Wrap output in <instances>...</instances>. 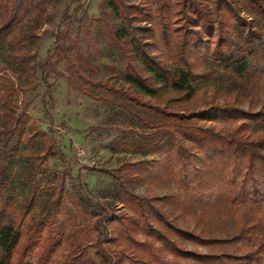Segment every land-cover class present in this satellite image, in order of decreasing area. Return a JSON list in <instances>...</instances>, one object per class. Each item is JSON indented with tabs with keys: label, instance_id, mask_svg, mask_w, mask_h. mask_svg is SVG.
Listing matches in <instances>:
<instances>
[{
	"label": "trees",
	"instance_id": "16d2710c",
	"mask_svg": "<svg viewBox=\"0 0 264 264\" xmlns=\"http://www.w3.org/2000/svg\"><path fill=\"white\" fill-rule=\"evenodd\" d=\"M71 1L77 5L72 14L65 8L61 24L82 25L86 11L80 0ZM116 1L114 6L120 7L123 23H104L105 44L116 55L118 65H108L104 78L87 76L76 68L75 71L81 83L133 104L135 109L128 111V115L139 128L151 134L164 130L168 135L165 139L152 137L144 144L127 137L117 141L118 145L157 156L124 164V173L113 174V195L131 214L113 211L109 216L105 207L83 194L65 195L62 177L58 191L46 193L51 188L42 185L37 174L51 156L49 146H44L41 153L22 150L23 139L29 140V134L33 137L41 132L26 112L0 113V264H32L27 259L33 254L40 258L34 264H45L65 232V217L76 219L77 215L83 221L80 231L84 237L63 262L53 260L50 264H77L88 248L101 256L105 264L159 260L155 242L160 245V254L168 253L196 264H264V133L252 136L244 132L249 122L264 125V104L257 110H248L234 98L222 103L208 100L198 109L170 111L150 98L161 83L175 74L157 53L159 42L170 45L171 33L181 37L195 33V51L220 69L238 76L264 78V0H245L248 14L242 13L239 0H209V6L201 5L200 0H153L158 6L155 10L149 0L144 4ZM17 13L18 8L1 17L0 47L12 30ZM183 20L198 30L183 32L179 25ZM63 33L66 31L60 29L55 34L54 47L36 64L48 98L52 97L49 78L60 74L56 65L62 57L68 60ZM198 34L209 39L205 48L196 43L201 36ZM15 36L20 44L38 38L36 32L24 30L15 32ZM32 57L29 52L21 56L25 69ZM176 58L180 70L191 71L184 41L177 42ZM2 99L0 92V102ZM221 120L234 125L228 129L213 125ZM22 159L26 162L27 182L19 180L24 170ZM162 173L181 189L177 205L184 212L196 215L199 209L200 216L205 217L219 207L227 208L234 219L235 234L219 238L195 233L175 224L150 197L137 193L141 182L160 178ZM69 204L76 208L75 213ZM24 217L26 230L21 228ZM57 221L53 231L49 225ZM106 222L111 224L110 228ZM46 229L47 236L43 235ZM176 237L208 250L186 249Z\"/></svg>",
	"mask_w": 264,
	"mask_h": 264
},
{
	"label": "rangeland",
	"instance_id": "374dc122",
	"mask_svg": "<svg viewBox=\"0 0 264 264\" xmlns=\"http://www.w3.org/2000/svg\"><path fill=\"white\" fill-rule=\"evenodd\" d=\"M109 1L112 0H80L87 18L83 20L82 25L77 23L63 25L61 19L65 8L68 7V13L72 14L76 2L22 0L19 5V0H0V19L4 12L11 14L18 8L14 26L0 47V92L3 93L0 113L16 115L26 112L41 132L40 135L33 137L29 134V140L23 139L22 150L41 153L44 146H49L51 156L37 174V178L43 180L42 185L51 188V191L46 193L55 194L62 177L65 195L74 197L78 193L83 194L93 203L105 207L107 215L110 216L113 211L116 214H131L113 195L115 190L113 174L124 173L121 169L124 164L143 159L151 160L157 156L154 153H141L127 145H118L117 141L127 137L144 144L152 137L165 139L168 133L163 130L151 134L147 129L139 128L128 115V111L135 109L133 104L81 83L75 71L76 68L87 76L104 78L107 76L108 65H118L116 55L105 44L107 31L104 22L107 20L111 25L118 26L123 20L120 7L114 6L117 1L113 0V3ZM124 1L144 4L147 0ZM149 2L153 10L158 7L153 0ZM200 2L203 6H209V0ZM239 3L242 13L248 14L245 0H239ZM179 25L182 26L183 32L198 30L197 26L185 20ZM60 29L62 32L66 31L62 40L68 60L62 57L56 65L60 74L49 78L52 97L48 98L44 93L45 84L41 81V73L36 64L52 50L54 36ZM23 30L36 32L38 38L20 44L16 41L15 32ZM193 34L195 33H186L181 37L171 33L169 46L159 42L157 53L167 66L175 70V74L157 87L155 94L150 96L152 101L166 110L188 111L201 108L208 100L222 103L237 98L243 108L259 109L264 104V78L238 76L229 70L218 68L209 58L201 57L195 51L192 45L195 39L192 38ZM198 35L201 36L197 38L196 43L205 48L210 43L209 39L203 34ZM181 41H184L186 56L191 65V71L187 73L179 69L176 58L177 42ZM27 52L33 57L29 61L28 69H25L20 60ZM177 69L179 71H176ZM212 70L214 74L209 75ZM213 125L219 129H228L234 124L221 120L214 122ZM244 132L252 136L264 133V125L249 122ZM22 163L24 170L19 180L27 182L24 159ZM136 191L141 197H150L153 204L167 212L175 224L195 233L219 238L235 234L234 219L227 208L219 207L205 217L200 216L199 209H196V215L184 212L177 205V196L181 189L174 181L168 179L166 173H162L160 178L141 182ZM41 198L43 201L46 200L45 196ZM38 202L39 198L36 200V203ZM68 207L72 213L76 212L75 207L70 204ZM96 211L101 212L97 208ZM58 223L59 221L49 227L55 231ZM26 224L24 217L21 223L23 230H26ZM82 224L79 215L76 219L65 217V232L59 236L60 243L44 261L45 264H50L53 260L59 262L65 260L67 253L84 237V233L80 231ZM105 224L109 226L108 228L111 227V224L107 222ZM47 230L43 235L47 236ZM176 239L186 249L208 250L206 246H200L187 239L181 237ZM154 246L155 253L159 254V260L143 262L128 260L125 264H196L191 260L174 258L168 253L160 254L158 242H155ZM27 261L34 264L39 262L40 258L33 254ZM77 264H105V261L88 248L77 260Z\"/></svg>",
	"mask_w": 264,
	"mask_h": 264
}]
</instances>
